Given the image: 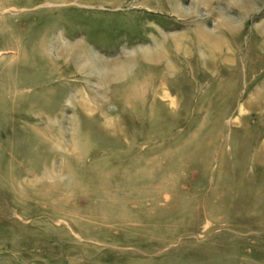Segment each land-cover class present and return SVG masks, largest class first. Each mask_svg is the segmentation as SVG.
Segmentation results:
<instances>
[{
    "label": "rangeland",
    "instance_id": "374dc122",
    "mask_svg": "<svg viewBox=\"0 0 264 264\" xmlns=\"http://www.w3.org/2000/svg\"><path fill=\"white\" fill-rule=\"evenodd\" d=\"M0 264H264V0H0Z\"/></svg>",
    "mask_w": 264,
    "mask_h": 264
},
{
    "label": "bare ground",
    "instance_id": "6f19581e",
    "mask_svg": "<svg viewBox=\"0 0 264 264\" xmlns=\"http://www.w3.org/2000/svg\"><path fill=\"white\" fill-rule=\"evenodd\" d=\"M202 36L200 35L199 36V38L202 40V38H201ZM207 39H210V38H207ZM203 41V40H202ZM211 42V41H210ZM211 44V43H210ZM216 46V45H215ZM213 47H214V45H213ZM82 49V51H83V48H81L80 46H74V48L73 49H70V50H75V51H77V52H80V50ZM89 56V55H88ZM84 59H86V58H84ZM88 59V58H87Z\"/></svg>",
    "mask_w": 264,
    "mask_h": 264
}]
</instances>
